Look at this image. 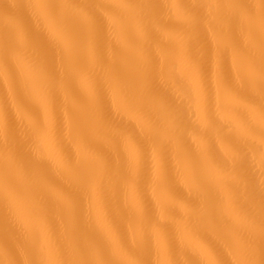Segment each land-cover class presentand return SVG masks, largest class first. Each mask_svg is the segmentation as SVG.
I'll return each mask as SVG.
<instances>
[{
	"label": "bare ground",
	"instance_id": "1",
	"mask_svg": "<svg viewBox=\"0 0 264 264\" xmlns=\"http://www.w3.org/2000/svg\"><path fill=\"white\" fill-rule=\"evenodd\" d=\"M0 264H264V0H0Z\"/></svg>",
	"mask_w": 264,
	"mask_h": 264
}]
</instances>
